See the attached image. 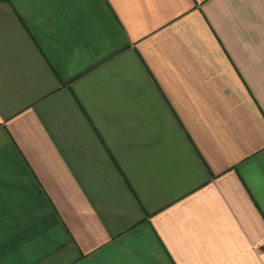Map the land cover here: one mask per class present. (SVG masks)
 Instances as JSON below:
<instances>
[{
    "label": "crops",
    "instance_id": "crops-1",
    "mask_svg": "<svg viewBox=\"0 0 264 264\" xmlns=\"http://www.w3.org/2000/svg\"><path fill=\"white\" fill-rule=\"evenodd\" d=\"M0 264H264V0H0Z\"/></svg>",
    "mask_w": 264,
    "mask_h": 264
}]
</instances>
